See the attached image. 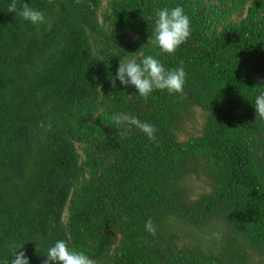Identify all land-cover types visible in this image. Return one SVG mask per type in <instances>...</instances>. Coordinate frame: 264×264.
Masks as SVG:
<instances>
[{
  "label": "trees",
  "instance_id": "obj_1",
  "mask_svg": "<svg viewBox=\"0 0 264 264\" xmlns=\"http://www.w3.org/2000/svg\"><path fill=\"white\" fill-rule=\"evenodd\" d=\"M0 0V264L65 240L98 264H264V0ZM181 6L172 55L153 17ZM130 54H134L130 55ZM183 66L182 94L137 97L120 59ZM157 129L149 141L114 120ZM193 180L200 184L196 188ZM151 220L154 235L144 229Z\"/></svg>",
  "mask_w": 264,
  "mask_h": 264
},
{
  "label": "clouds",
  "instance_id": "obj_2",
  "mask_svg": "<svg viewBox=\"0 0 264 264\" xmlns=\"http://www.w3.org/2000/svg\"><path fill=\"white\" fill-rule=\"evenodd\" d=\"M8 12L16 13L34 26L48 22L44 12L33 9L28 4H22L21 9L17 10V0H11ZM190 36V19L181 6L161 8L155 12L151 44L158 49L157 55L174 54ZM130 55L134 56V54ZM186 76L183 66L169 68L155 56L143 55L139 60L135 57L120 59L113 84L119 81L122 86H132L135 89V95L146 100L155 92L166 93L169 96L182 94ZM252 106L255 110V119L264 120V93L253 98ZM114 120L122 124L128 132L133 129L139 130L149 141H155L157 138V129L151 122H143L129 113L117 114ZM144 229L152 235L157 231L156 225L151 220L145 222ZM23 245H13L14 251L10 264H29L23 251L16 254ZM44 256L45 264H98L96 259L83 251L76 250L63 239L55 241Z\"/></svg>",
  "mask_w": 264,
  "mask_h": 264
},
{
  "label": "rangeland",
  "instance_id": "obj_3",
  "mask_svg": "<svg viewBox=\"0 0 264 264\" xmlns=\"http://www.w3.org/2000/svg\"><path fill=\"white\" fill-rule=\"evenodd\" d=\"M192 181H193L194 186L199 189L200 188V184L195 182V180H193V179H192Z\"/></svg>",
  "mask_w": 264,
  "mask_h": 264
}]
</instances>
